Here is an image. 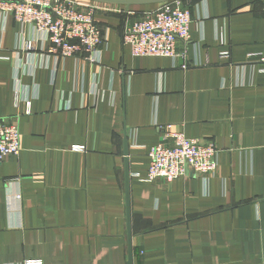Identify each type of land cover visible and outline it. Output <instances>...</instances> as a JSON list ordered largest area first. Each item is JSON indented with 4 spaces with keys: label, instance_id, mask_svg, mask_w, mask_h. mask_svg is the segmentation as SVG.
Segmentation results:
<instances>
[{
    "label": "crops",
    "instance_id": "0c3cea01",
    "mask_svg": "<svg viewBox=\"0 0 264 264\" xmlns=\"http://www.w3.org/2000/svg\"><path fill=\"white\" fill-rule=\"evenodd\" d=\"M107 4L94 60L49 55L46 33L0 11V118L22 145L0 162V264H128L129 248L133 264H264V0H190L180 57L123 41L159 3ZM168 127L213 143L216 170L145 180Z\"/></svg>",
    "mask_w": 264,
    "mask_h": 264
},
{
    "label": "built area",
    "instance_id": "2783aa9c",
    "mask_svg": "<svg viewBox=\"0 0 264 264\" xmlns=\"http://www.w3.org/2000/svg\"><path fill=\"white\" fill-rule=\"evenodd\" d=\"M190 0H169L157 7L138 14L124 29L123 41L136 57H180L177 50L179 39L188 40L192 23ZM94 0H0V11L11 15L24 26L46 33L50 45L49 55L57 58L85 56L95 59L107 39V33L97 20V13L108 6ZM27 41L25 48L35 49ZM223 55H228L224 51ZM264 61V57H261ZM188 65L183 64L186 68ZM16 100H22L16 92ZM29 113L31 100H26ZM165 137L170 143H159L149 149L150 164L145 180L173 181L191 173H213L217 168L218 150L213 143H205L188 137L183 132L166 128ZM84 146H75L84 150ZM22 151L21 132L18 123L0 118V162ZM22 264H44L42 259H25Z\"/></svg>",
    "mask_w": 264,
    "mask_h": 264
},
{
    "label": "water",
    "instance_id": "95a60500",
    "mask_svg": "<svg viewBox=\"0 0 264 264\" xmlns=\"http://www.w3.org/2000/svg\"><path fill=\"white\" fill-rule=\"evenodd\" d=\"M103 3L120 4V5H137V4H149V3H161L169 0H94ZM124 154H125V180H126V198H127V223L128 234L131 235V210H130V187H129V143L127 137L124 139ZM128 264H133V251L129 248Z\"/></svg>",
    "mask_w": 264,
    "mask_h": 264
},
{
    "label": "rangeland",
    "instance_id": "374dc122",
    "mask_svg": "<svg viewBox=\"0 0 264 264\" xmlns=\"http://www.w3.org/2000/svg\"><path fill=\"white\" fill-rule=\"evenodd\" d=\"M146 10H149V9H146ZM143 11H144V10H143ZM143 11H142V12H143ZM138 14H140V13H136V16H137ZM140 15L142 16V13H141Z\"/></svg>",
    "mask_w": 264,
    "mask_h": 264
}]
</instances>
